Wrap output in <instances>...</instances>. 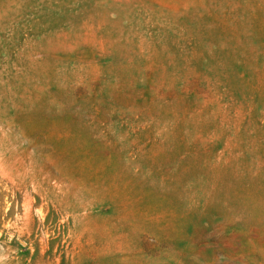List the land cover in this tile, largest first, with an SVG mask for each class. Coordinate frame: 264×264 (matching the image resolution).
Segmentation results:
<instances>
[{
    "label": "rangeland",
    "instance_id": "374dc122",
    "mask_svg": "<svg viewBox=\"0 0 264 264\" xmlns=\"http://www.w3.org/2000/svg\"><path fill=\"white\" fill-rule=\"evenodd\" d=\"M0 264H264V0H0Z\"/></svg>",
    "mask_w": 264,
    "mask_h": 264
}]
</instances>
